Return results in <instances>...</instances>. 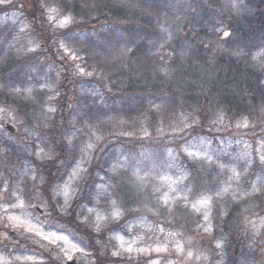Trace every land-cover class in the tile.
I'll return each mask as SVG.
<instances>
[{
  "label": "trees",
  "instance_id": "obj_1",
  "mask_svg": "<svg viewBox=\"0 0 264 264\" xmlns=\"http://www.w3.org/2000/svg\"><path fill=\"white\" fill-rule=\"evenodd\" d=\"M14 13L26 34L2 25ZM262 50L264 0H0V109L14 116L31 149L24 157L38 169L34 181L10 178L3 199L16 191L31 205L39 196L51 221L84 241L93 264H135L115 255L114 235L136 221L211 255L218 243L230 252L246 222L264 216V186L220 199L226 175L182 151L219 134L264 138ZM170 150L191 198L214 197L211 233L183 202L170 210L159 200L154 185ZM120 157L128 165L119 169ZM80 163L83 199L93 204L104 179L119 221L91 226L82 201L65 206L53 195Z\"/></svg>",
  "mask_w": 264,
  "mask_h": 264
},
{
  "label": "rangeland",
  "instance_id": "obj_2",
  "mask_svg": "<svg viewBox=\"0 0 264 264\" xmlns=\"http://www.w3.org/2000/svg\"><path fill=\"white\" fill-rule=\"evenodd\" d=\"M239 6L241 11L246 8L245 3ZM1 23L14 26L20 35L27 33V27L16 13L3 17ZM58 24L66 23L59 20ZM256 62L264 70V50L256 56ZM6 124L13 126L16 134H23L14 116L0 109V189L3 188L0 192V264H51L44 254L50 255L57 264H93L84 241L67 229L56 226L50 219L47 204L40 201L39 196L34 197L31 205L16 191L12 192L10 201L3 199L10 178L29 177L34 181L38 172L31 160L24 157L30 154L31 149L25 145L22 136H10L5 130ZM182 152L190 160L214 166L226 175L216 194L220 199L236 200L239 196L256 193L264 186V138L252 140L219 134L214 138L193 139ZM116 165L119 169L125 167L128 160L120 157ZM86 171L85 163L78 164L53 195L65 206L82 201L80 209L91 226L100 227L110 221H119L122 213L112 200L104 179L94 190L93 204L89 205L88 200L83 199ZM250 174L253 179L245 183ZM187 179L180 156L170 150L158 173L155 191L165 208L171 210L181 202L190 207L201 216L200 228L211 233L214 197L192 199ZM3 180H6L4 184ZM114 238L118 245L115 255L135 264H264V216L246 222L241 239L230 252L223 243H218L214 255L203 251L200 243L157 228L147 221L125 225L123 232L115 234ZM22 240L43 253L21 244ZM13 244L17 245L11 246ZM236 252L238 254L231 258Z\"/></svg>",
  "mask_w": 264,
  "mask_h": 264
},
{
  "label": "water",
  "instance_id": "obj_3",
  "mask_svg": "<svg viewBox=\"0 0 264 264\" xmlns=\"http://www.w3.org/2000/svg\"><path fill=\"white\" fill-rule=\"evenodd\" d=\"M6 131L10 134V135H15V133H16V130H15V128H13L11 125H7L6 126ZM238 254V252H236V255ZM71 264H76V262H73V263H71Z\"/></svg>",
  "mask_w": 264,
  "mask_h": 264
},
{
  "label": "flooded vegetation",
  "instance_id": "obj_4",
  "mask_svg": "<svg viewBox=\"0 0 264 264\" xmlns=\"http://www.w3.org/2000/svg\"><path fill=\"white\" fill-rule=\"evenodd\" d=\"M40 215H42V213H40Z\"/></svg>",
  "mask_w": 264,
  "mask_h": 264
}]
</instances>
